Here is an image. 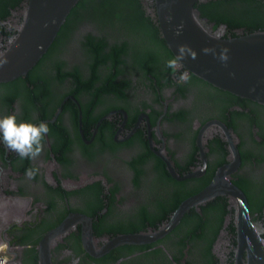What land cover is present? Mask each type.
I'll list each match as a JSON object with an SVG mask.
<instances>
[{
  "label": "flooded vegetation",
  "instance_id": "flooded-vegetation-1",
  "mask_svg": "<svg viewBox=\"0 0 264 264\" xmlns=\"http://www.w3.org/2000/svg\"><path fill=\"white\" fill-rule=\"evenodd\" d=\"M25 2L0 0V49ZM83 3L24 74L0 81V117L15 113L18 122L43 121L50 129L36 160L21 159L0 137V261L238 264L226 193L187 206L153 239L109 241L168 222L230 160V141L238 162L227 177L244 194L252 223L264 228V105L212 86L178 62L170 68L175 58L150 1ZM200 4L199 14L222 35L264 29V0ZM232 7L261 19L228 23L222 15ZM33 166L38 173L29 178Z\"/></svg>",
  "mask_w": 264,
  "mask_h": 264
},
{
  "label": "water",
  "instance_id": "water-1",
  "mask_svg": "<svg viewBox=\"0 0 264 264\" xmlns=\"http://www.w3.org/2000/svg\"><path fill=\"white\" fill-rule=\"evenodd\" d=\"M77 1L26 0L16 32L7 40L5 47L0 49V81L24 74L37 61ZM148 1L153 4L160 36L174 58L180 46L195 56V59L178 61L186 71L212 86L264 105V29L226 36L220 30H212L206 19L199 14L196 4L202 0ZM205 49L209 51L205 52ZM229 146L230 160L216 169L211 181L201 191L185 198L168 222L147 233L118 234L109 243L153 239L169 229L187 206L215 194L226 193L233 199L235 209L238 264H242V251L245 252V264H264V235H260L264 234V228L252 223L244 194L227 177L238 162L231 141ZM166 164L170 169V164ZM198 172L200 170L183 176Z\"/></svg>",
  "mask_w": 264,
  "mask_h": 264
},
{
  "label": "clouds",
  "instance_id": "clouds-1",
  "mask_svg": "<svg viewBox=\"0 0 264 264\" xmlns=\"http://www.w3.org/2000/svg\"><path fill=\"white\" fill-rule=\"evenodd\" d=\"M209 51L208 49L204 50ZM226 51V50H222ZM186 58L195 59L184 46L178 48L175 59L168 62V66L175 70L177 62ZM225 58V57H221ZM181 81L187 79V74L179 78ZM50 129L46 122L41 121L36 124L31 121H17L15 113L0 117V137L10 151L18 154L21 159L36 160L44 150V140ZM38 173V168L33 166L26 170L29 178H34Z\"/></svg>",
  "mask_w": 264,
  "mask_h": 264
},
{
  "label": "trees",
  "instance_id": "trees-1",
  "mask_svg": "<svg viewBox=\"0 0 264 264\" xmlns=\"http://www.w3.org/2000/svg\"><path fill=\"white\" fill-rule=\"evenodd\" d=\"M125 1H127V0H125ZM80 3H83V0H78L76 2L77 5L80 4ZM196 6L199 7V9L201 8V4L200 5L196 4ZM222 17L225 18L224 20L227 21L228 23H231L229 20L242 21V22H251L250 19H256V20L261 19L260 17L257 16V11L255 13H253V14H249L247 9H243V8H239V7H237V8L236 7H232L230 10L224 11V14L222 15ZM239 25H243V24H239ZM248 25H249V23H248ZM244 26H245V24H244ZM252 30H254V29H252ZM247 31H251V30H247ZM247 31H245V32H247ZM58 33H59V31H58ZM58 33H57V35H58Z\"/></svg>",
  "mask_w": 264,
  "mask_h": 264
},
{
  "label": "built area",
  "instance_id": "built-area-1",
  "mask_svg": "<svg viewBox=\"0 0 264 264\" xmlns=\"http://www.w3.org/2000/svg\"><path fill=\"white\" fill-rule=\"evenodd\" d=\"M0 264H3V263L0 261Z\"/></svg>",
  "mask_w": 264,
  "mask_h": 264
},
{
  "label": "bare ground",
  "instance_id": "bare-ground-1",
  "mask_svg": "<svg viewBox=\"0 0 264 264\" xmlns=\"http://www.w3.org/2000/svg\"><path fill=\"white\" fill-rule=\"evenodd\" d=\"M34 67V66H33Z\"/></svg>",
  "mask_w": 264,
  "mask_h": 264
}]
</instances>
